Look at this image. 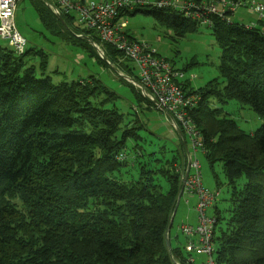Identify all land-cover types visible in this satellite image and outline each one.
<instances>
[{"label": "trees", "instance_id": "1", "mask_svg": "<svg viewBox=\"0 0 264 264\" xmlns=\"http://www.w3.org/2000/svg\"><path fill=\"white\" fill-rule=\"evenodd\" d=\"M31 2L57 38L86 51L87 41L99 42L90 29H85L90 36L80 33L72 15L61 14L63 24L44 0ZM138 12L178 37L201 26L178 10L152 4L125 15ZM210 20L206 27L220 47V76L195 90L202 100L192 117L203 135L205 158L221 162L234 187V207L223 228H218L219 211L214 213L213 259L215 264H264V21L247 25L217 15ZM104 51L116 67L109 58L119 52L110 45ZM33 54L40 56L44 73L48 55L42 49L26 48L18 55L0 45V264H189L180 248L166 245L184 174L178 169L179 155L186 160L182 139L176 144L181 154L178 148L168 158L161 152L155 164H141L136 178L118 180L113 174L126 165L118 155L126 154L129 138L142 137L111 106L117 93L94 76L58 83L37 77L25 60ZM124 62L123 71L136 77L131 63ZM99 93L108 99L94 100ZM134 93L141 102L144 97ZM212 98L250 106L263 124L255 132L242 130L223 108L210 106ZM241 177L246 183L237 191ZM14 197H21L27 211L5 200ZM34 230L41 234L39 245L18 240L20 233Z\"/></svg>", "mask_w": 264, "mask_h": 264}, {"label": "rangeland", "instance_id": "2", "mask_svg": "<svg viewBox=\"0 0 264 264\" xmlns=\"http://www.w3.org/2000/svg\"><path fill=\"white\" fill-rule=\"evenodd\" d=\"M259 1L264 2V0ZM17 5L14 14L15 24L17 30L26 39V48L42 49L48 55L47 68L44 73L39 67L40 56L33 54L26 57L27 64L34 65L36 68V76L47 75L55 83L69 82L80 78H89L90 76L96 77L111 91L117 93V97L112 100L111 106L117 107L124 114L123 123H126L128 127H135L137 129L136 132L142 138L144 137L143 139L134 140L129 138L127 140L125 148L127 150L126 165L119 172H115L113 176L118 180L129 181L138 176L141 164L148 163V167L155 164L156 162H152V160L157 157V154L161 157V152H163L165 153L164 156L168 158L174 153L172 150L175 148H178V152L181 154L180 147L176 146L179 136L176 130L172 129L168 115L164 111L157 109L155 105L146 99L143 98L141 102L136 99L134 91L138 93L137 89L122 76H127V73L121 68V66L123 67L126 64L124 61L119 57L114 60L110 57L109 59L116 63V67H112L108 63L107 65L99 63L98 58L101 60L102 57L98 55L90 41H87V44L90 45H88L90 50L86 51L79 44H71L61 40L44 27L41 17L31 0H19ZM233 15V19L244 24L256 23L258 19L254 12L248 11L246 8L237 9ZM124 18L127 20L126 29L131 33L132 37L146 42L150 48L156 50L158 55L166 58L175 68L183 71L186 79L189 80L195 89L203 87L208 81L220 76L218 70L220 47L217 45L210 29L206 26L201 25L197 31L178 37L174 35L171 29L157 23L150 14L138 12L135 15H125ZM75 26L78 27L80 33L90 36L88 30L86 31L76 24ZM0 45L10 47L1 38ZM92 52L98 58L94 55L92 56ZM105 98L107 96L104 93H99L94 100L102 101ZM210 106L212 108H223L224 113L233 118L240 128L247 132H255L263 124V119L250 106L243 103L240 104L234 99L221 103L217 99L212 98ZM186 147L188 150L187 157L190 155L193 160L196 158L200 162L199 170L202 184L206 188L217 192L215 203L207 208V214L214 215L217 209L221 218L218 228H223L226 225V219L230 211L234 207L232 200L234 187L227 183L221 162L211 164L205 158L201 149L197 148L194 151L189 137H186ZM154 151L157 152L149 154ZM179 157L178 169L180 172H184L186 160L182 154ZM161 182L165 190L166 184L164 181ZM235 183V189L239 191L246 182L244 177H241ZM186 195L190 197V203L186 205L192 209L190 210V216H198V213L192 208L196 197L184 192L180 197L182 202L174 216V227L182 221L180 219L183 218V210H185L183 207L184 197ZM5 200L10 201L20 212L27 211V207L21 197L6 198ZM181 224H185V222ZM19 236L18 240L21 243L32 244V246L40 244L41 234L38 231L34 230L26 234L20 233ZM194 257L196 260L195 264H200L203 256L194 255Z\"/></svg>", "mask_w": 264, "mask_h": 264}, {"label": "built area", "instance_id": "3", "mask_svg": "<svg viewBox=\"0 0 264 264\" xmlns=\"http://www.w3.org/2000/svg\"><path fill=\"white\" fill-rule=\"evenodd\" d=\"M18 1L0 0V38L20 55L25 52L27 42L15 24L14 14ZM44 4L53 13L72 15L76 25L92 30L99 39V42L93 41L92 44L98 55L105 56L104 45H110L119 52L122 61L130 62L136 77L125 75L126 81L157 109L168 115L172 129H181L190 138L194 151L197 148L203 151V135L192 117V112L198 107L202 96L195 91L183 71L158 55L146 42L130 35L126 29L125 11L152 4L157 8L178 10L186 18L208 26L211 24L212 15L230 19V15L237 9L246 8L254 12L258 20L264 21V2L259 0H44ZM117 158L125 159L126 154L120 153ZM189 160V174L185 179L183 192L196 197L195 210L198 216L197 224L185 223L179 226L189 251L186 260L193 264L194 255H202L200 264H215L213 232L217 221L214 215L207 214V208L214 205L217 192L202 184L199 160H193L190 155ZM176 264L182 263L176 260Z\"/></svg>", "mask_w": 264, "mask_h": 264}, {"label": "crops", "instance_id": "4", "mask_svg": "<svg viewBox=\"0 0 264 264\" xmlns=\"http://www.w3.org/2000/svg\"><path fill=\"white\" fill-rule=\"evenodd\" d=\"M92 1L98 2V1H102V0H92ZM233 17H234V15H231L232 19H233ZM234 20H236V19H234ZM250 24H255V23H251L250 22L247 25H250ZM187 155H188V151H186V147H185V158H186V160H187ZM184 198H185V202H184V206L183 207H184L185 210H183L184 211L183 212V218L180 219V220H182L181 223L185 222V223H190V224H197V218H196L197 215H196V217L195 216L191 217L190 216V210H192V209H190L189 206H186V205H188L190 203V200H189L190 197H188V195H186ZM181 202H182V199L180 200V202H179V204L177 206V209L179 208ZM195 204H196V198L194 199V203L192 204V208H193V210L195 212H197L195 210ZM177 209H176V213H177ZM173 222H174V219H173L172 223ZM181 223H177V225L175 227H174V223H173L172 227L169 229V231L167 233V236L169 237L170 247H172L173 249L174 248H180V250L182 251L183 256L187 257L189 251H188V249L186 248V245H185L186 244V238L179 231V226H180ZM194 258H193V260H194L193 264H195V262H196V260Z\"/></svg>", "mask_w": 264, "mask_h": 264}, {"label": "water", "instance_id": "5", "mask_svg": "<svg viewBox=\"0 0 264 264\" xmlns=\"http://www.w3.org/2000/svg\"><path fill=\"white\" fill-rule=\"evenodd\" d=\"M54 15L55 16H57V18L60 20V22L61 23H63V24H65L64 23V20H63V17H62V15H59L57 12H54ZM90 42L93 44V41L92 40H90ZM95 48V50L97 51V49H96V47H94ZM98 52V51H97ZM100 57H102V59L106 62V63H108L110 66H112L113 67V65L109 62V60L106 58V56H104V55H99ZM123 77H125V75H122ZM176 132H177V134L179 135V137H180V139H182V142H183V145L186 147V142H185V136L183 135V133H182V131H181V129H179V128H177L176 129ZM186 151H188L187 150V147H186ZM187 166H186V168H185V170H184V175H183V179H182V181H181V190H180V192H179V194H178V196H177V203H176V205H175V207H174V209H173V214H172V217H171V220H170V222H169V227H168V230H167V233H168V231H169V229L171 228V226H172V221H173V219H174V216H175V213H176V209H177V206H178V204H179V202H180V200H181V196H182V194H183V189H184V182H185V179H186V177L188 176V174H189V168H190V160H189V156L187 157ZM166 236H167V234H166ZM166 245H167V248L169 249L170 248V242H169V237L167 236L166 237Z\"/></svg>", "mask_w": 264, "mask_h": 264}]
</instances>
